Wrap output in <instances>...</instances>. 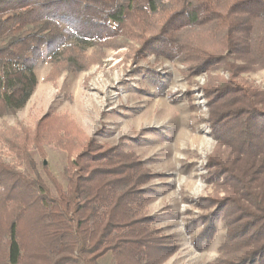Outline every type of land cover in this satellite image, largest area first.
Returning <instances> with one entry per match:
<instances>
[{
	"label": "trees",
	"instance_id": "obj_1",
	"mask_svg": "<svg viewBox=\"0 0 264 264\" xmlns=\"http://www.w3.org/2000/svg\"><path fill=\"white\" fill-rule=\"evenodd\" d=\"M134 41L197 74L220 66L233 78L264 70V0H0V116L29 102L45 55L53 74L80 72L89 51ZM207 95L218 141L208 168L227 194L215 200L229 230L217 264H264V92L222 81ZM56 121L0 130L8 264L27 258L24 236H32L37 264H100L108 253L116 264H164L177 248L151 227L145 164L119 147L78 140V131ZM49 146L69 153L64 182L44 163ZM5 149L17 167L6 162ZM210 224L201 242L211 240Z\"/></svg>",
	"mask_w": 264,
	"mask_h": 264
},
{
	"label": "rangeland",
	"instance_id": "obj_2",
	"mask_svg": "<svg viewBox=\"0 0 264 264\" xmlns=\"http://www.w3.org/2000/svg\"><path fill=\"white\" fill-rule=\"evenodd\" d=\"M202 36L208 48H215L212 37ZM113 47L89 51L80 72L53 74L45 55L35 69L38 85L29 102L15 114L0 116V130L20 125L33 128L44 117H56L57 125L79 132L78 140H93L104 150L119 147L136 155L152 175L143 188L151 227L170 237L177 248L164 264H217L223 259L229 230L215 200L227 194L208 168L218 141L207 89L223 81L264 92V70L233 78L227 66H220L197 74L191 65L141 51L135 41ZM229 61L241 64L233 58ZM45 152V165L64 182L69 153L55 146L45 147ZM3 157L17 167L7 149ZM18 168L25 172L27 166ZM1 212L0 264H8L9 212L3 207ZM209 223L214 231L204 243L200 238ZM23 241L27 245L23 264H37L32 236H24ZM99 263L116 261L108 253Z\"/></svg>",
	"mask_w": 264,
	"mask_h": 264
}]
</instances>
